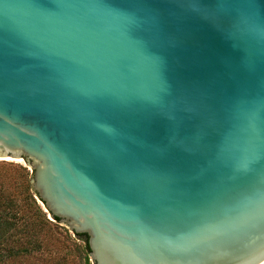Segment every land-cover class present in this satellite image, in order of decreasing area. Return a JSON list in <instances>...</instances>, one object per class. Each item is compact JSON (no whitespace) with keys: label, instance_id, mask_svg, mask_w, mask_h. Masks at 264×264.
Wrapping results in <instances>:
<instances>
[{"label":"water","instance_id":"1","mask_svg":"<svg viewBox=\"0 0 264 264\" xmlns=\"http://www.w3.org/2000/svg\"><path fill=\"white\" fill-rule=\"evenodd\" d=\"M92 264H264V0H0V158Z\"/></svg>","mask_w":264,"mask_h":264},{"label":"trees","instance_id":"2","mask_svg":"<svg viewBox=\"0 0 264 264\" xmlns=\"http://www.w3.org/2000/svg\"><path fill=\"white\" fill-rule=\"evenodd\" d=\"M3 166L5 169L0 170V264H23L27 256L46 252L50 239L63 242V237L69 238V229L60 224L59 217L53 220L48 217L33 190L28 166L13 163ZM74 234V240L83 243L85 264H90L87 234Z\"/></svg>","mask_w":264,"mask_h":264},{"label":"rangeland","instance_id":"3","mask_svg":"<svg viewBox=\"0 0 264 264\" xmlns=\"http://www.w3.org/2000/svg\"><path fill=\"white\" fill-rule=\"evenodd\" d=\"M5 163L22 164L28 166L23 160L0 158V170L5 169V166H3ZM60 224L64 225L61 222ZM68 235L69 238L63 237L65 238L62 239L63 242H59L58 240H54L53 238L50 239L48 242V250L46 252H44L43 254L34 253L30 256H27L23 264H85L86 253L82 246L83 243L79 240H74L75 234L72 231L68 230ZM75 244H78L79 247ZM88 261L90 264H92L90 255L88 257Z\"/></svg>","mask_w":264,"mask_h":264},{"label":"bare ground","instance_id":"4","mask_svg":"<svg viewBox=\"0 0 264 264\" xmlns=\"http://www.w3.org/2000/svg\"><path fill=\"white\" fill-rule=\"evenodd\" d=\"M5 158H10V157H5ZM11 160L13 159V158H10ZM14 160H21V159H14Z\"/></svg>","mask_w":264,"mask_h":264}]
</instances>
